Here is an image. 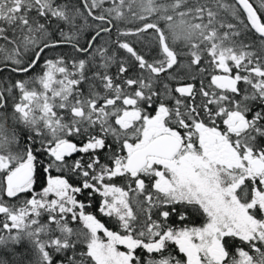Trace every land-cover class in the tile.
<instances>
[{
  "label": "snow or ice",
  "instance_id": "snow-or-ice-1",
  "mask_svg": "<svg viewBox=\"0 0 264 264\" xmlns=\"http://www.w3.org/2000/svg\"><path fill=\"white\" fill-rule=\"evenodd\" d=\"M0 264H264V0H0Z\"/></svg>",
  "mask_w": 264,
  "mask_h": 264
},
{
  "label": "trees",
  "instance_id": "trees-1",
  "mask_svg": "<svg viewBox=\"0 0 264 264\" xmlns=\"http://www.w3.org/2000/svg\"><path fill=\"white\" fill-rule=\"evenodd\" d=\"M120 27H134L135 25H132V24H123L121 23L119 25ZM116 39V30L113 29V32H112V35L111 37L109 38L108 36H105V40H115ZM129 40L130 43H133V46L137 48L138 51L141 50V45L136 43V38L135 37H128L127 38ZM112 47H115L114 45H111ZM120 55H126L122 50L120 52ZM113 72L116 71L115 67L112 69ZM55 175V173H53ZM117 183H119V181H117ZM40 188V185H37V189ZM95 209H89V211H94ZM106 224L108 227H112V224L107 220V218H104V217H100ZM200 221L199 220H196V223H199ZM18 251H23V248H19Z\"/></svg>",
  "mask_w": 264,
  "mask_h": 264
},
{
  "label": "flooded vegetation",
  "instance_id": "flooded-vegetation-1",
  "mask_svg": "<svg viewBox=\"0 0 264 264\" xmlns=\"http://www.w3.org/2000/svg\"><path fill=\"white\" fill-rule=\"evenodd\" d=\"M38 185H39V184H38ZM37 190H39V188H38Z\"/></svg>",
  "mask_w": 264,
  "mask_h": 264
}]
</instances>
